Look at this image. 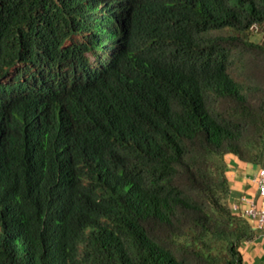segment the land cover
Instances as JSON below:
<instances>
[{
	"label": "trees",
	"instance_id": "obj_1",
	"mask_svg": "<svg viewBox=\"0 0 264 264\" xmlns=\"http://www.w3.org/2000/svg\"><path fill=\"white\" fill-rule=\"evenodd\" d=\"M254 23L264 0H0V264H242Z\"/></svg>",
	"mask_w": 264,
	"mask_h": 264
},
{
	"label": "crops",
	"instance_id": "obj_2",
	"mask_svg": "<svg viewBox=\"0 0 264 264\" xmlns=\"http://www.w3.org/2000/svg\"><path fill=\"white\" fill-rule=\"evenodd\" d=\"M253 35L258 42L264 43V23L259 24L258 31ZM226 161L230 186L229 202L233 210L244 215L245 209L250 206L249 200H252L257 208H261L263 199L257 183L261 164L242 161L233 154H228ZM246 218L252 226L253 236L241 242L242 264H264V231L257 227L255 218Z\"/></svg>",
	"mask_w": 264,
	"mask_h": 264
},
{
	"label": "built area",
	"instance_id": "obj_3",
	"mask_svg": "<svg viewBox=\"0 0 264 264\" xmlns=\"http://www.w3.org/2000/svg\"><path fill=\"white\" fill-rule=\"evenodd\" d=\"M253 31L259 29V24L254 23L251 27ZM258 189L262 195V206L257 208L255 203L252 200H249L250 206L245 209L244 215L256 219L257 227L264 231V164L259 168L258 177H257Z\"/></svg>",
	"mask_w": 264,
	"mask_h": 264
},
{
	"label": "rangeland",
	"instance_id": "obj_4",
	"mask_svg": "<svg viewBox=\"0 0 264 264\" xmlns=\"http://www.w3.org/2000/svg\"><path fill=\"white\" fill-rule=\"evenodd\" d=\"M258 31V30H257ZM257 31H253V34H255ZM254 41H258V39L255 37V35L251 36Z\"/></svg>",
	"mask_w": 264,
	"mask_h": 264
},
{
	"label": "clouds",
	"instance_id": "obj_5",
	"mask_svg": "<svg viewBox=\"0 0 264 264\" xmlns=\"http://www.w3.org/2000/svg\"><path fill=\"white\" fill-rule=\"evenodd\" d=\"M259 24V23H258Z\"/></svg>",
	"mask_w": 264,
	"mask_h": 264
}]
</instances>
